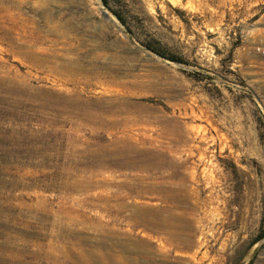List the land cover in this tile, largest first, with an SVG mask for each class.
<instances>
[{
    "label": "rangeland",
    "instance_id": "1",
    "mask_svg": "<svg viewBox=\"0 0 264 264\" xmlns=\"http://www.w3.org/2000/svg\"><path fill=\"white\" fill-rule=\"evenodd\" d=\"M87 112L142 135L114 158ZM0 248L264 264V0H0Z\"/></svg>",
    "mask_w": 264,
    "mask_h": 264
},
{
    "label": "bare ground",
    "instance_id": "2",
    "mask_svg": "<svg viewBox=\"0 0 264 264\" xmlns=\"http://www.w3.org/2000/svg\"><path fill=\"white\" fill-rule=\"evenodd\" d=\"M69 82H71V79L69 80ZM73 82V81H72ZM103 106V105H102ZM114 106V105H113ZM99 107V106H98ZM107 107V106H106ZM106 107H104V108H106ZM117 107V106H116ZM112 108V107H111ZM113 109V108H112ZM116 109V108H115ZM105 110V109H104ZM108 110V109H107ZM112 111H114V110H112ZM118 111V110H117ZM115 112V111H114ZM113 113V112H112ZM94 114H96V113H94ZM94 114H92L91 112L90 113H88L87 112V114H84V118L85 119H87V120H92V121H95V122H97L98 124L100 123V124H104V125H102V126H100V128L99 129H97V128H92V129H90V132L91 133H93V134H98L99 132H101L102 130L105 132V133H108V134H111L112 136H114L115 137V139H112L111 140V143H109L110 145H113V152L112 153H110V155H112V156H114V158L115 157H117V156H119V155H121V156H124V153L122 152L121 153V150H120V144L122 143V146H124L123 148L126 150V147L128 146V143L127 142H129L130 140H132V139H134V137L137 135V136H139V135H142V133H141V131H140V133L139 132H136V131H133L132 129V126L133 125H130V126H128L126 123H124V124H115V122H113L112 120L111 121H109V122H107V124L103 121V120H101V118L99 117V116H96V115H94ZM117 123V122H116ZM128 126V127H127ZM76 129H78V128H75V130ZM136 136V137H137ZM127 145V146H126ZM101 147V146H100ZM126 152V151H125ZM102 156L103 157H107V154L105 153H102ZM101 157V156H100ZM109 159H110V157H108ZM119 158V157H118ZM105 160V159H104ZM118 160V159H117ZM119 160H121V159H119ZM110 161V160H109ZM95 162V161H94ZM111 162V161H110ZM115 162V161H114ZM113 163V162H112ZM102 164V163H101ZM116 164H118V163H116ZM121 164V163H120ZM119 164V165H120ZM124 166V165H123ZM103 168V167H102ZM120 168V167H119ZM121 169V168H120ZM91 172V171H90ZM89 172H87V174H88ZM87 179V178H86ZM88 180V179H87ZM83 182V181H82ZM125 185V184H124ZM116 187H118V189H123V188H126L127 186H123V185H118V186H116ZM127 190H129V189H127ZM131 190V189H130ZM134 190H132L131 192H133ZM135 191H136V189H135ZM134 191V192H135ZM138 191V190H137ZM126 192H128V191H126ZM119 194V193H118ZM136 194V193H135ZM124 195H125V193H124ZM117 196V195H116ZM79 215H81V214H79ZM42 218H43V216H42ZM59 219V218H58ZM128 221H130V220H128ZM143 221V220H142ZM58 222H60L59 220H58ZM44 223V222H43ZM133 223V222H132ZM59 224V223H58ZM47 225V224H46ZM144 226V225H143ZM156 226L158 227V228H163V226L164 225H162L161 223H157L156 224ZM55 227V226H54ZM61 227V226H60ZM97 227H98V230H102L103 229V223H98L97 224ZM70 229V228H69ZM71 230V229H70ZM76 230V229H75ZM71 231H73V230H71ZM53 233V232H52ZM49 234V233H48ZM31 235H33L34 236V234H31ZM37 235V234H36ZM22 236V235H21ZM28 236H30V235H28ZM51 236H52V234H51ZM36 237V236H35ZM33 238V237H32ZM37 238V237H36ZM38 238H40V237H38ZM44 238V237H43ZM54 241H56V244H55V246H58V247H63V249H66V248H68V247H71V246H74V247H76V246H83V245H86V244H88L89 246H97V247H104V246H106L107 244H106V242H104V241H102V240H98V239H95L92 243H89L90 241L88 240V239H86V238H80V237H78V236H76V235H74V234H72L71 232H67V233H65V232H63L62 230H60V229H57V230H55V233H54ZM102 238V237H101ZM50 239H52V237L50 238ZM42 240V239H41ZM40 241V240H39ZM117 244H119L120 246H123L124 245V243H122V242H120V241H118V240H116L115 241ZM38 245V244H37ZM1 249V248H0ZM7 257V256H6ZM101 257L102 258H104V256L103 255H101ZM98 258H100V257H98ZM84 262V264H88L86 261H83ZM0 264H34V263H32L31 261L30 262H24V261H18V260H15V259H12V260H10V259H8V257L7 258H5V260L3 261L2 259H0Z\"/></svg>",
    "mask_w": 264,
    "mask_h": 264
},
{
    "label": "water",
    "instance_id": "3",
    "mask_svg": "<svg viewBox=\"0 0 264 264\" xmlns=\"http://www.w3.org/2000/svg\"><path fill=\"white\" fill-rule=\"evenodd\" d=\"M106 15V13H104Z\"/></svg>",
    "mask_w": 264,
    "mask_h": 264
},
{
    "label": "trees",
    "instance_id": "4",
    "mask_svg": "<svg viewBox=\"0 0 264 264\" xmlns=\"http://www.w3.org/2000/svg\"><path fill=\"white\" fill-rule=\"evenodd\" d=\"M172 60H174V59H172Z\"/></svg>",
    "mask_w": 264,
    "mask_h": 264
}]
</instances>
